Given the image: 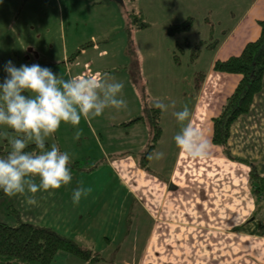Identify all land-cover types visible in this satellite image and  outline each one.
I'll use <instances>...</instances> for the list:
<instances>
[{
	"label": "crops",
	"instance_id": "crops-1",
	"mask_svg": "<svg viewBox=\"0 0 264 264\" xmlns=\"http://www.w3.org/2000/svg\"><path fill=\"white\" fill-rule=\"evenodd\" d=\"M199 1L205 10L202 19L209 26V41H197L203 42L198 57L191 61L190 49L184 47L185 43L194 45L187 36L191 27L189 31L182 33L186 36L180 35V43L176 42V49L177 45L183 46L182 52L179 53L186 55L188 60L182 61L177 55V50H172L169 55V73L165 78H156L160 68L154 60H150L152 68L147 67L143 60L139 66L146 89H157L162 80L163 87L170 90L169 94H166L170 118L161 111V136L153 150L164 152V157L160 160L149 159L148 169L141 168L139 159L145 151L144 147H147L149 129L141 122L123 127L130 141L120 143L118 149L111 151L116 157H105V166L88 172L71 167L72 182L59 189L15 197L5 196L0 199L5 201L0 203V214L3 211L4 215H8L7 206L12 204L20 212L22 220L48 226L57 231L62 227L61 233L74 239L80 238L76 240L100 252L104 258H118L115 264L140 263L136 256L123 258L120 252L125 242H128L125 240V234L129 233L132 227L134 230V227L144 223L140 222L141 217L146 219V229L139 236L142 245L138 244V247L141 249H155L166 233L180 234L179 239L192 238L194 234L203 236L207 228L215 232L224 228L223 226L232 229L243 228L244 234L254 233L248 230L252 229L251 220L258 216H252L253 212L264 211L262 208L255 210V195L249 185V172L251 165H254L257 171L264 175V76L262 89L254 97L250 111L240 116L231 127V151L251 163L244 164L225 157L221 149L211 141L212 118L219 114L225 99L240 80L238 74L213 70V64L216 60L239 54L247 42L258 37V20L264 19V0ZM207 44L212 47L207 48ZM17 47L15 43L2 47V59L15 53ZM204 51H210L212 55L206 68L200 69L198 63L204 58ZM175 53L178 62L174 60ZM154 56L152 53V59ZM130 61L128 71L129 77H132L131 68L134 62L132 59ZM21 64L24 62L18 63ZM200 73H203V76H199ZM135 85L138 86L137 83ZM138 92L140 93L139 90ZM149 96V107L155 108L154 101L150 94ZM173 101L174 107L171 106ZM185 106L191 112L190 121L185 123H191L201 129L211 142V153L207 159H190L174 143L173 137L183 125L176 120L173 112L181 111ZM91 174L93 177L87 176ZM36 183H39L38 178ZM79 184L92 189L79 203H82L84 212H78L79 204L72 203V191ZM33 196L37 202L29 204L28 198ZM23 212H27L26 215ZM48 216H51V222L48 221ZM7 220L14 222L10 215ZM83 226H86L87 230L81 229ZM78 231L85 233L82 235ZM199 240L201 242L202 238ZM109 247L113 249L112 252L106 250ZM134 258L136 260H133Z\"/></svg>",
	"mask_w": 264,
	"mask_h": 264
},
{
	"label": "rangeland",
	"instance_id": "rangeland-1",
	"mask_svg": "<svg viewBox=\"0 0 264 264\" xmlns=\"http://www.w3.org/2000/svg\"><path fill=\"white\" fill-rule=\"evenodd\" d=\"M131 11H140L148 26L143 29L133 27L129 39L126 32V17ZM203 11L205 10L199 0H3L0 6V52H3L2 47L13 43L19 48L7 56V59L3 60L0 55V79L5 73L4 62L12 60L16 66L24 62L29 65L37 63L50 67L55 74L65 80L77 75L100 72L123 82L121 97L127 102L126 109H106L99 117L88 121L82 119L78 127L62 123L48 141L49 145L55 143L62 151H67L72 157V164L76 162L84 169H94L96 166L100 169L106 164L105 157H116L111 151L118 149L120 143L130 141L121 123L141 115L144 108L150 106L149 94L153 101L159 100L169 105L166 94H169L170 90L163 87L161 79V85L157 89L148 87L146 89L144 85L146 97L141 96L140 62L143 60L147 67H151L150 60H154L160 68L159 74L155 73L156 78H165L171 63L169 55L172 54V50H177L176 42H179L180 35L186 36L182 33L173 35L175 37L169 36L167 26L180 23L191 16L192 29L187 35L190 41L194 45L200 39L209 41V26L203 22ZM87 42L92 45L71 58L72 53ZM129 44L135 54L132 61L135 63L134 72L139 74L137 75L139 87H135L132 77H129L131 62V57L127 54ZM176 52L182 61L188 60L186 55L179 53L178 50ZM152 53L155 54L153 59ZM203 54L204 58L198 63L200 69L206 68L212 52L204 51ZM163 113L170 118L168 109ZM147 128L149 129L148 126ZM3 144L5 141H0V145ZM4 147L9 149L8 146ZM146 148L144 147L145 150ZM129 173L131 176V171ZM87 176L93 177L92 174ZM3 202L4 199L0 200V203ZM255 202L256 210V197ZM260 208L264 211V204H261ZM77 209L78 212H84L82 203ZM1 212L0 220L7 222L8 215ZM26 213L23 212L24 215ZM254 215L258 216L251 220L252 229H248L254 231L252 235L246 234L247 232L244 234L243 228L232 229L227 226L215 232L209 228L203 229L206 231L203 236L194 234L192 238L179 239L180 234L166 233L158 241L155 249L138 247V244L142 245L139 236L146 229L144 226L146 219L141 217L140 222L144 223H140L137 228L134 227V230L132 227L131 231L125 234V240L128 242H125L120 254L123 258L136 256L139 264H264V212L258 214L253 212L252 216ZM48 217V221L51 222V216ZM50 224L53 227L52 223ZM254 225L257 226L253 227ZM59 229L53 230L65 235L61 233L63 228ZM81 229L87 230L86 226ZM78 233L84 235L85 232ZM106 250L113 251L110 247ZM116 262L118 258L106 257L103 261L89 263L60 251L53 264Z\"/></svg>",
	"mask_w": 264,
	"mask_h": 264
},
{
	"label": "clouds",
	"instance_id": "clouds-1",
	"mask_svg": "<svg viewBox=\"0 0 264 264\" xmlns=\"http://www.w3.org/2000/svg\"><path fill=\"white\" fill-rule=\"evenodd\" d=\"M3 71L6 75L0 79V141L8 143L9 151L0 154V192L15 197L69 185L73 180L72 157L48 141L62 123L78 127L82 119L99 117L106 109H126L127 102L121 97L124 83L100 72L65 80L50 67L37 63L17 67L12 60L5 62ZM153 106L161 111L169 107L159 100ZM171 106H175L174 101ZM173 115L183 125L173 137L176 147L190 159H207L211 142L201 129L185 123L191 119L189 108L185 106ZM164 155L155 151L149 153L148 159L160 160ZM91 191L79 184L72 191V203L78 205ZM27 202L37 201L33 196Z\"/></svg>",
	"mask_w": 264,
	"mask_h": 264
},
{
	"label": "trees",
	"instance_id": "trees-1",
	"mask_svg": "<svg viewBox=\"0 0 264 264\" xmlns=\"http://www.w3.org/2000/svg\"><path fill=\"white\" fill-rule=\"evenodd\" d=\"M192 24L193 18L189 16L180 23L168 25L167 33L170 36L178 33H185L189 31ZM258 25L260 27L258 37L255 40L247 42L239 54L232 55L224 60H216L213 64V70L238 74L240 75V80L231 94L225 99L219 114L212 118L213 129L211 141L221 149L225 157L244 164L251 163L247 159L233 154L229 144V138L233 123L240 116L250 111L254 97L261 91L263 86L264 19L258 20ZM147 26L148 23L144 20V16L140 11H131L127 14L126 32L129 39L133 27L143 29ZM90 45L91 44H88V42L80 45L74 53H72L71 58L79 54L81 49ZM202 46V41L193 46L185 43L184 47L190 49L191 61H194L198 57ZM206 47L210 48L212 45L207 44ZM177 50L182 52L183 46L177 45ZM128 52L133 60L135 54L130 44L128 45ZM173 57L175 62H178L176 53ZM134 65L135 63L131 68L132 79L137 83L138 87L139 84H141V96L146 97L144 82L140 79V83L138 84L137 75L139 76V74L134 72ZM19 66L20 65H17V67ZM5 75L6 73H3L2 78ZM198 75L203 76V73ZM160 113V109L147 106L144 108V112L141 115L121 123V126L127 127L141 122L149 127L150 137L147 148L142 155H140L139 159V166L143 169H148V155L153 152L161 136ZM4 146L9 147L7 142L0 145V154H6L9 151V149H5ZM71 167L77 170H83L84 172L92 170L84 169L76 162L71 164ZM249 185L253 188L257 200V208H260V205L264 204V175L260 174L254 165H251L249 172ZM5 196L7 195L0 192V199ZM6 212L13 217L14 222L9 223L0 220V264H53L57 253L60 251L69 253L88 262L105 260L100 252L82 244L74 238L62 235L48 226L22 220L20 212L12 204H8ZM258 213L259 212H257V214Z\"/></svg>",
	"mask_w": 264,
	"mask_h": 264
}]
</instances>
